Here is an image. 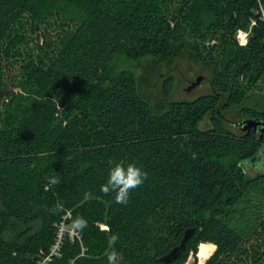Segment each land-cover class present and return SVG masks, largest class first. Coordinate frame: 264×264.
Listing matches in <instances>:
<instances>
[{
	"label": "trees",
	"instance_id": "1",
	"mask_svg": "<svg viewBox=\"0 0 264 264\" xmlns=\"http://www.w3.org/2000/svg\"><path fill=\"white\" fill-rule=\"evenodd\" d=\"M262 8L264 0H0V264H164L158 258L186 229L169 264L204 242L212 253L203 264H264V175L248 179L240 167L261 144L222 123L264 80ZM238 30L248 32L244 46ZM185 52L209 71L210 92L160 113L132 73L113 67L117 55L165 62ZM263 108L264 94L241 112ZM205 118L211 127L201 130ZM233 152L237 161L225 162ZM117 162L146 174L123 203L111 186L101 191Z\"/></svg>",
	"mask_w": 264,
	"mask_h": 264
},
{
	"label": "rangeland",
	"instance_id": "2",
	"mask_svg": "<svg viewBox=\"0 0 264 264\" xmlns=\"http://www.w3.org/2000/svg\"><path fill=\"white\" fill-rule=\"evenodd\" d=\"M263 9L264 8H262V10ZM113 67H115L117 71L124 70L133 74L139 95L148 102L152 110L156 113L162 112L171 102L192 101L210 92L209 71L187 52L182 53L174 60L165 62H158L151 57L132 60L117 55L113 59ZM198 77H201L199 84L190 92H186L185 88ZM168 80L172 82V86L171 90L166 93L164 86ZM252 94V98H247L248 100L241 104V106L231 107L222 114L223 126L229 132L237 136H240L239 131L228 123L229 121L234 122L242 119V106L253 107L261 99V96L264 94V80L254 86L248 95ZM198 127L201 130L209 129L211 123L208 118H205L199 123ZM231 161H237V154L235 152L230 154L225 160V162ZM245 175L246 178L250 179L254 177L256 173L254 170H248ZM254 211V208L251 207L248 212L250 216L247 222H249L250 225L255 216ZM211 244L210 242H204L200 246L198 245L195 256L190 252L188 258L182 264H193L195 261L194 257L196 258V264H200L197 256L199 249L203 247L212 253Z\"/></svg>",
	"mask_w": 264,
	"mask_h": 264
},
{
	"label": "clouds",
	"instance_id": "3",
	"mask_svg": "<svg viewBox=\"0 0 264 264\" xmlns=\"http://www.w3.org/2000/svg\"><path fill=\"white\" fill-rule=\"evenodd\" d=\"M146 174L136 165L129 164L124 167L120 163H115L113 167L109 169L107 183L101 185V191L109 192L111 190L117 191L116 201L123 203L126 201L129 188H135L141 184ZM59 182V175L50 178V183L57 184ZM74 225L77 228H83L86 226V221L80 217H77L74 221ZM113 241L117 239L115 235L112 237ZM111 259V258H110Z\"/></svg>",
	"mask_w": 264,
	"mask_h": 264
},
{
	"label": "flooded vegetation",
	"instance_id": "4",
	"mask_svg": "<svg viewBox=\"0 0 264 264\" xmlns=\"http://www.w3.org/2000/svg\"><path fill=\"white\" fill-rule=\"evenodd\" d=\"M260 114L261 115L254 117L243 115L242 119L234 122L229 121L228 123L230 126L238 130L240 135L242 136L253 135L255 138H257L260 141L261 144L259 153H257V155H254L253 159H251L250 156V158L247 161L240 164V167L244 173H246L248 170L250 171L254 170L256 174L264 175V130H262L261 126L257 127L255 130L252 128L249 130H242L240 126H235V123L247 119H257L260 121H264V108L260 110Z\"/></svg>",
	"mask_w": 264,
	"mask_h": 264
},
{
	"label": "water",
	"instance_id": "5",
	"mask_svg": "<svg viewBox=\"0 0 264 264\" xmlns=\"http://www.w3.org/2000/svg\"><path fill=\"white\" fill-rule=\"evenodd\" d=\"M201 77L196 78L194 82H192L188 87L185 88L186 92H190L193 90L200 82ZM235 126H240L242 130H249V129H256L257 127L261 126L262 130H264V121H260L257 119H247L240 122L235 123ZM192 234V229H186L183 232V235L181 239L179 240V243L175 245L173 248H171L166 254L160 256L158 258V261L169 264L176 260L181 252L185 249V245L187 240Z\"/></svg>",
	"mask_w": 264,
	"mask_h": 264
},
{
	"label": "built area",
	"instance_id": "6",
	"mask_svg": "<svg viewBox=\"0 0 264 264\" xmlns=\"http://www.w3.org/2000/svg\"><path fill=\"white\" fill-rule=\"evenodd\" d=\"M261 14H262V20L264 21V9L262 10L261 9ZM247 37H248V32H245V31H241V30H238L236 32V35H235V38H236V41L239 45L241 46H244L247 42ZM65 230V226L63 224H61L59 226V229H58V234H57V240H56V243L55 245L52 247L51 249V253L50 254H54L56 253L57 251V247H58V244L60 242V239H61V235L62 233L64 232ZM69 235L72 236L73 235V232L70 231L69 232ZM48 260V257H45L43 258L40 262H38L37 264H45V262Z\"/></svg>",
	"mask_w": 264,
	"mask_h": 264
},
{
	"label": "bare ground",
	"instance_id": "7",
	"mask_svg": "<svg viewBox=\"0 0 264 264\" xmlns=\"http://www.w3.org/2000/svg\"><path fill=\"white\" fill-rule=\"evenodd\" d=\"M211 252L203 247H201L197 253L199 263L203 264V262L210 256Z\"/></svg>",
	"mask_w": 264,
	"mask_h": 264
}]
</instances>
